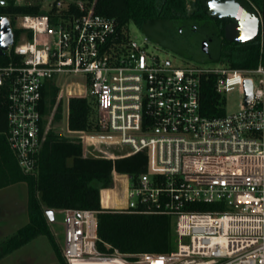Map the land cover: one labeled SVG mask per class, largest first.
<instances>
[{
  "label": "built area",
  "instance_id": "2783aa9c",
  "mask_svg": "<svg viewBox=\"0 0 264 264\" xmlns=\"http://www.w3.org/2000/svg\"><path fill=\"white\" fill-rule=\"evenodd\" d=\"M94 5L0 0L9 11L0 18L8 20L13 36L0 53V93L7 104L8 146L20 170L34 172L42 147V90L61 82L68 96L95 102L99 130L114 134L128 150L104 159L146 156L127 201L137 199L149 213L173 221L174 250L134 254L122 264H264V66L177 64L146 35L131 37L129 28L97 14ZM209 75L223 99L239 91L236 112L201 114L200 84ZM71 77L82 83H67ZM246 80L252 84L249 106ZM71 86L77 87L74 94L67 92ZM63 213L66 264H115L116 250L110 255L96 249V212Z\"/></svg>",
  "mask_w": 264,
  "mask_h": 264
},
{
  "label": "trees",
  "instance_id": "16d2710c",
  "mask_svg": "<svg viewBox=\"0 0 264 264\" xmlns=\"http://www.w3.org/2000/svg\"><path fill=\"white\" fill-rule=\"evenodd\" d=\"M86 1L95 2V12L114 19L119 27L128 28L133 22L151 41L188 61L200 64L209 61L238 70H252L259 63L264 66V0H249L259 12L262 25L258 35L245 42L227 38L226 23L208 15L205 0ZM8 15L9 11L0 8V17ZM215 81L216 78L209 75L203 77L200 84V111L208 118L225 114L224 99L216 93ZM48 87L42 90L39 107L43 142L31 174L20 170L8 146L7 104L5 92L0 93V188L23 183L28 190V223L6 242V251L20 248L39 236L45 237L60 264H66L45 211L79 209L97 213L96 249L100 253L110 254L114 250L122 255L171 252L174 233L170 217L149 213L150 207L142 202L121 211L101 207L100 194L113 188V173L127 175L130 187H135L146 169V156L136 154L114 160L84 157L79 141L44 133V98ZM91 115L92 108L86 98L68 100L70 131L89 133L96 129L92 127Z\"/></svg>",
  "mask_w": 264,
  "mask_h": 264
},
{
  "label": "rangeland",
  "instance_id": "374dc122",
  "mask_svg": "<svg viewBox=\"0 0 264 264\" xmlns=\"http://www.w3.org/2000/svg\"><path fill=\"white\" fill-rule=\"evenodd\" d=\"M130 36L140 40L144 33L137 28V26L130 22L128 24ZM163 49V47H161ZM165 53L169 54V58L175 63H189L194 65H208L214 64L209 61L200 64L194 60H186L183 56L179 55L175 51L170 49H163ZM165 55V54H163ZM188 61V62H186ZM227 66V65H226ZM67 83H82V80L77 77H71L66 80ZM61 82L57 86H50L46 90L45 101V113L43 116L44 121V133H52L59 138H65L69 140L79 141L82 146V150H85V155L88 157H99L104 159L107 156H113V158L124 155L128 150L121 148L118 145V139L114 134L104 133L98 129L97 110L96 104L91 99L86 97L88 103L92 108L91 123L93 131L89 133L85 132H72L68 128V100L71 97H77V95L66 94V90L60 87ZM55 89V90H54ZM77 89L76 86H71L68 90ZM67 90V92H68ZM78 91V90H77ZM55 98L52 101V98ZM225 111L227 114L236 112L240 105V93L235 90L225 96ZM113 160V159H111ZM127 190L123 183L116 185L115 190L103 191L101 193V199L103 206L111 207H130L136 205L137 199H133L126 205ZM121 211L124 209H111ZM63 211L55 210L53 221L48 223L50 229L54 235V238L62 250L63 247ZM28 223V190L25 184H12L0 188V264H60L56 253L52 250L48 240L45 237H37L29 243L21 246L20 248L6 251V242L16 235V232ZM176 239L173 238L172 245L173 250L176 247ZM119 253V252H118ZM114 255V254H110ZM133 255H122L119 253L118 260H128Z\"/></svg>",
  "mask_w": 264,
  "mask_h": 264
},
{
  "label": "water",
  "instance_id": "95a60500",
  "mask_svg": "<svg viewBox=\"0 0 264 264\" xmlns=\"http://www.w3.org/2000/svg\"><path fill=\"white\" fill-rule=\"evenodd\" d=\"M208 14L214 18L230 19L232 23L226 28V36L230 40L249 41L255 38L261 28V17L257 9L248 0H205ZM13 36L6 18H0V53L12 44ZM244 104H252V84L244 81ZM53 210H46L49 222L53 221Z\"/></svg>",
  "mask_w": 264,
  "mask_h": 264
},
{
  "label": "crops",
  "instance_id": "0c3cea01",
  "mask_svg": "<svg viewBox=\"0 0 264 264\" xmlns=\"http://www.w3.org/2000/svg\"><path fill=\"white\" fill-rule=\"evenodd\" d=\"M85 150L86 149H83V152H82L83 153V156L86 153ZM120 182L125 185V188H126V190L128 192L129 186H130V181H129L128 176L127 175H119V174H116V173H113V188L112 189H109V190H115L116 185L119 184ZM109 190H107V191H109ZM103 191H105V190H103ZM100 203H101V207L103 209H110V210L111 209H124L125 210V209L128 208L127 206H123V207H120V208L119 207H111V206H103L102 199H101V194H100ZM127 204L129 205V202L127 201V197H126V205ZM53 212H55V211H53Z\"/></svg>",
  "mask_w": 264,
  "mask_h": 264
},
{
  "label": "flooded vegetation",
  "instance_id": "af4514ba",
  "mask_svg": "<svg viewBox=\"0 0 264 264\" xmlns=\"http://www.w3.org/2000/svg\"><path fill=\"white\" fill-rule=\"evenodd\" d=\"M217 1V0H216ZM249 1V0H248ZM207 13H208V9H207ZM209 15V14H208ZM214 18V17H213ZM218 20H222L226 23V28L232 23V21L230 19H226V18H216Z\"/></svg>",
  "mask_w": 264,
  "mask_h": 264
},
{
  "label": "bare ground",
  "instance_id": "6f19581e",
  "mask_svg": "<svg viewBox=\"0 0 264 264\" xmlns=\"http://www.w3.org/2000/svg\"><path fill=\"white\" fill-rule=\"evenodd\" d=\"M74 93H75V90H71V89L68 90V94H74ZM84 263L85 264H93L92 262H84ZM115 264H122V262L117 260V261H115Z\"/></svg>",
  "mask_w": 264,
  "mask_h": 264
}]
</instances>
